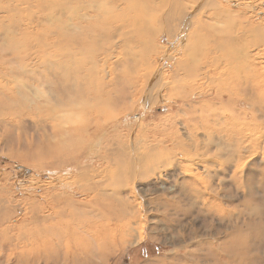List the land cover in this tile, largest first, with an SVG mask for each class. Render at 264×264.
Returning a JSON list of instances; mask_svg holds the SVG:
<instances>
[{"label": "bare ground", "instance_id": "6f19581e", "mask_svg": "<svg viewBox=\"0 0 264 264\" xmlns=\"http://www.w3.org/2000/svg\"><path fill=\"white\" fill-rule=\"evenodd\" d=\"M219 2L0 0V143L14 128L31 120L42 139L56 142L51 150L70 152V164L81 153L95 149L101 161L116 155L108 173L117 184L121 176L129 179L135 168L144 176L154 168L168 167L165 159L172 153L177 157L212 153V158L223 161L213 167L237 162L249 152L241 143L264 135L261 123L247 127L242 120L240 125L238 109L240 114L227 118L234 128L224 135L202 122L190 130L179 118L191 135L199 129L207 132L201 135L204 142L189 137L186 146L173 141L166 148L169 135L163 128L164 137L159 136L158 143L143 139L144 152L139 156L129 148L135 139L127 135L123 141L117 127L110 125L121 115L118 112L133 111L136 102L149 108L153 100L166 103L170 98L174 106H180L176 114L185 115L187 106L191 113L211 111L208 116L239 100L264 103V66L258 61V52L249 51V47H264V28L253 26L246 17L236 20ZM231 22H235L231 25L234 36L225 38L219 26ZM164 36L167 43L161 46ZM243 44L249 46L246 52ZM156 60L161 65L167 60L172 63L161 82ZM229 61L234 62L232 67ZM204 94L217 103L187 104L192 96ZM175 120H171L173 125ZM212 125L216 127L218 122L214 120ZM248 134L253 137H244ZM124 160L125 166L120 165ZM122 186L82 185L79 191L89 196L87 203L74 202L65 192L42 195L40 205L53 216L34 220L39 226L35 242L23 235L13 242L7 240L13 260L31 264L37 254L38 264H91L101 260L108 249L126 246L136 222L126 202L127 188ZM93 205L100 214L86 218V208ZM5 211L0 199V217ZM37 212V203H32L24 214ZM78 214L84 218L76 223ZM138 233L136 242L142 239V230ZM0 236L13 237L8 227L0 228Z\"/></svg>", "mask_w": 264, "mask_h": 264}, {"label": "rangeland", "instance_id": "374dc122", "mask_svg": "<svg viewBox=\"0 0 264 264\" xmlns=\"http://www.w3.org/2000/svg\"><path fill=\"white\" fill-rule=\"evenodd\" d=\"M226 1L220 0L219 3L226 5L235 19L246 17L253 26L264 28V0ZM234 23L219 26L224 31L223 37L234 36L231 27ZM166 43L164 36L161 46ZM242 47L246 52L247 45ZM263 48L249 47L252 53L258 52V61L262 66ZM167 62L161 65L160 61H155L160 68V82L171 71L172 63ZM225 64L222 59L221 66ZM229 65L232 67L234 62L229 61ZM204 103L217 102L209 94L187 99V104L193 106ZM239 103L242 107L237 108ZM253 104L239 100L229 108H221L215 116H208L211 111L199 113L194 110L191 113L187 106L185 115L176 114L180 106H174L170 98L166 103L157 100L155 104L153 100L149 108L136 102L133 111L118 112L121 115L110 125L117 127V134L123 141L127 135L135 139V144L129 148L133 155L139 156L144 152L143 139L149 138L150 144L158 143V138L164 137L163 128L169 135L166 148H170L173 141L186 146L190 143L189 137L193 141L204 142L201 135L207 132L199 129L198 134L191 135L185 126L179 124L180 119L190 130L202 122L210 130L224 135L234 128L227 118L240 114L238 109L241 111L240 125L242 120L247 121V127L250 124H257V127L259 123L264 125V103ZM171 120H175L174 125ZM214 120L218 122L216 127L212 125ZM142 127L143 131L136 136ZM244 137L253 136L248 134ZM76 142L81 143L78 139ZM55 143L44 137L42 139L41 132L34 130L31 120L14 128L0 143V199L6 207L5 215L0 217V228L8 227L13 235L0 236V242H4L0 244V264L17 263L12 257L14 252L8 251L7 240L13 242L18 235H23L30 242H35L33 236L38 234L39 226L34 220L53 216L40 205L42 195L65 192L74 202L87 203L89 196L79 189L82 185L97 183L100 187L108 184L127 188L126 202L136 226L130 231V243L108 249L101 260L91 264H264V135L259 140L249 138L241 143L249 152L227 166L213 167L223 164V161L212 158V153L199 156L192 152V155L182 154L179 157L172 153L174 155L165 159L166 163L169 162L168 167L154 168L144 176L140 175L139 168H135L130 172L129 179L126 180L127 176L120 177V184L114 182L108 173L116 163V155L110 154L101 161L95 149L81 153L70 164L68 150L62 153L50 149ZM219 150L223 155V148ZM56 163L59 166H53ZM120 165L125 166V160ZM23 170H26L25 174ZM32 203H37L38 212L24 214ZM86 210L87 214H83L86 218L100 214L94 205ZM83 218L82 214L76 215V223ZM58 229H61L60 225ZM138 230L139 233L142 230V239L136 242ZM37 258L35 254L31 264H38ZM18 264L28 263L23 261Z\"/></svg>", "mask_w": 264, "mask_h": 264}]
</instances>
